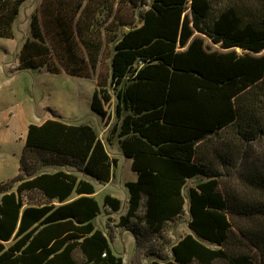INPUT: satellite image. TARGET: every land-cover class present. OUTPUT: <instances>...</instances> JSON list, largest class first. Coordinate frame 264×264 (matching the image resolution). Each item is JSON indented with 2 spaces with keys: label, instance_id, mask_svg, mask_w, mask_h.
Returning a JSON list of instances; mask_svg holds the SVG:
<instances>
[{
  "label": "trees",
  "instance_id": "trees-1",
  "mask_svg": "<svg viewBox=\"0 0 264 264\" xmlns=\"http://www.w3.org/2000/svg\"><path fill=\"white\" fill-rule=\"evenodd\" d=\"M25 1L0 0V37L14 36ZM120 1L131 20L115 14ZM18 68L95 74L91 108L107 126L115 102L107 139L137 179L108 225L133 233L139 262L264 264V0H41ZM57 118L28 125L20 173L0 182V264H125L94 225L93 182L40 171L70 164L107 183L117 164L91 125ZM187 202L193 233L165 241ZM104 204L112 214L122 200Z\"/></svg>",
  "mask_w": 264,
  "mask_h": 264
},
{
  "label": "rangeland",
  "instance_id": "rangeland-1",
  "mask_svg": "<svg viewBox=\"0 0 264 264\" xmlns=\"http://www.w3.org/2000/svg\"><path fill=\"white\" fill-rule=\"evenodd\" d=\"M39 5L40 0H26L13 24L14 36L0 37V182L12 180L20 173V156L30 123L38 124L49 115L51 118L58 117L57 119L77 125H91L106 143L112 156L117 159L109 182L101 183L84 174L77 166L70 164H45L40 171H71L80 178L92 181L96 188L95 198L100 205V212L93 220L95 227L108 236L111 247L124 257L125 264H153L154 260H159L158 257H142L139 262L136 255L134 256L137 247L131 231L124 232L116 228L113 233L108 225L109 216L113 219L111 226H114L112 224L126 210L127 197H129L126 181L137 179L130 160L121 153L118 138L115 137L112 142L107 139L116 120L115 102L108 106L111 118L107 126L102 117L91 108L92 95L98 84L95 74L90 77H76L65 72L51 73L45 69L18 68V54L30 36L31 15ZM115 14L122 20H131L134 17L133 6L120 1L116 6ZM202 37L209 48L220 49V46L211 43L207 37L203 35ZM113 46L114 44H106L102 56L100 70L107 77L110 74ZM237 50L241 51V48ZM201 178L190 179L185 192L187 193L189 187L195 185ZM13 189L16 190V186ZM107 194L122 200L120 211L108 213L104 204ZM189 220L187 202L185 212L166 228L165 241L169 239L175 243L185 234L193 233L188 226ZM163 239H160L159 243Z\"/></svg>",
  "mask_w": 264,
  "mask_h": 264
},
{
  "label": "crops",
  "instance_id": "crops-1",
  "mask_svg": "<svg viewBox=\"0 0 264 264\" xmlns=\"http://www.w3.org/2000/svg\"><path fill=\"white\" fill-rule=\"evenodd\" d=\"M40 3H41V0H40ZM49 118H51V117H49V115H47L45 118H43L41 121H40V123H42L43 121H45L46 119H49ZM40 123H38V124H40ZM105 130H106V128H105ZM110 153V155H111V157L112 158H115L114 156H112V154H111V152H109ZM121 153H122V151H121ZM123 154V153H122ZM124 155V154H123ZM124 157H126L125 155H124ZM126 159H128V160H130V162H131V164H132V160L130 159V158H127L126 157ZM136 173V172H135ZM137 174V173H136ZM127 182V181H126ZM127 201H128V197H127ZM127 204V203H126ZM119 230H122V231H124V232H129V230H127V229H119ZM136 252H137V248H136ZM136 252H135V254H134V256L136 255Z\"/></svg>",
  "mask_w": 264,
  "mask_h": 264
}]
</instances>
